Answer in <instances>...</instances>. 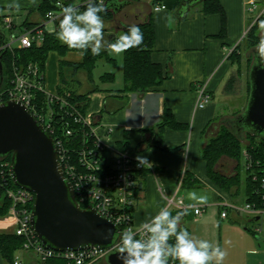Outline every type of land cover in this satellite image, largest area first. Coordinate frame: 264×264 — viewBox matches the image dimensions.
Wrapping results in <instances>:
<instances>
[{
    "label": "crops",
    "instance_id": "1",
    "mask_svg": "<svg viewBox=\"0 0 264 264\" xmlns=\"http://www.w3.org/2000/svg\"><path fill=\"white\" fill-rule=\"evenodd\" d=\"M60 1L80 8L81 0ZM180 1L106 0L104 4L110 15L107 19L103 18L104 36L109 42H114L125 33L128 26L143 24L152 18L156 35L152 60L163 67L165 74L164 83L156 91L146 94L122 93L124 81L122 85L112 86L117 83V77L111 72L105 74H113L114 81L103 82V74L99 77L102 85L97 86L95 69L93 81L85 72L76 74L70 71L69 78L73 80L70 84L78 87L79 94H88L86 117L92 123L95 134L112 153H125L135 160L137 156L147 157L152 163L151 168L145 166L146 170L137 175L138 200L133 212L135 228H140L161 208H167L173 216L177 215L181 211L175 204L180 199L186 206L192 207L183 215L180 227L222 249L223 228L234 227L244 216L248 222H259L258 219L250 220L247 214L232 211L226 219L220 217L219 202L223 198L241 205L239 199L243 192V203L246 202L245 183L244 190L241 186L238 191L221 189L211 180L202 157L206 144L216 137L219 127L223 125L222 120L230 117L220 114L217 102L218 97L225 101L233 97L225 92L228 80L237 70L230 55L244 44L249 17L245 0H219L223 15L204 12L201 3L193 7L185 19H179L176 12ZM14 3H19L26 10V17H32V20L28 22L27 18L15 24L12 30H6L8 35L19 36L26 28L33 26H44L48 34L58 30V24L45 23L39 12L41 0H35V3L32 0H0V8L12 9L8 5ZM157 4L166 5L167 10L154 11ZM0 13L4 14L2 10ZM113 56L111 53L109 58L115 62H100L116 64ZM83 59L84 55L78 50L68 51L63 56L51 52L45 69L46 91L51 95L58 93L61 61L81 64ZM202 88H205L211 101L200 108ZM166 113L173 123L164 126ZM221 163L218 171L224 175L233 172L234 169L228 170L232 161L225 158ZM202 197H206V203H200ZM172 200L175 204H170ZM195 207H204L205 212L196 215ZM249 227L252 229L253 225ZM15 230L16 222L12 216H0V234H15ZM252 230L249 229L251 235L243 237V264H264V247L260 243L264 229L259 236ZM22 258L23 264H42L32 253H24ZM0 264H9L1 254Z\"/></svg>",
    "mask_w": 264,
    "mask_h": 264
},
{
    "label": "built area",
    "instance_id": "2",
    "mask_svg": "<svg viewBox=\"0 0 264 264\" xmlns=\"http://www.w3.org/2000/svg\"><path fill=\"white\" fill-rule=\"evenodd\" d=\"M139 1V0H133ZM99 0H97V3ZM106 0H104V4ZM53 12L57 20L65 5L63 1L56 2ZM87 0H81L80 7H86ZM247 13L253 14L250 28L260 20H264V1L245 0ZM164 4H157L154 11H166ZM5 31L12 30L15 26L13 18L0 13ZM45 23H51L48 15ZM248 30V31H249ZM46 30L44 26L26 28L19 36H10L0 40V54L7 50L29 49L33 45H41L44 41ZM43 95L41 103L39 96ZM71 94L66 96L51 95L46 91L45 75L39 70L37 64H29L22 68H15L11 86L0 91V105L8 101L22 104L38 121L39 124L54 139L63 174L74 189L75 197L84 210L94 209L101 217L113 222L119 229L116 243L111 248H90L79 251L58 252L45 248L36 236L32 224V210L35 195L23 188H11L13 180L10 166L11 162L1 163V188L10 202L8 214L16 222L15 234L25 241L23 247L16 253L14 264H23V254L32 253L39 261L50 259H63L66 264H97L106 259L112 251H117L121 234L127 229L135 228L133 212L138 200V173L146 167H138L137 161L125 153H112V150L93 131L92 123L81 112L78 105L70 101ZM211 101L205 88L200 89L199 107H204ZM264 155V148H263ZM244 170L246 177L254 184L256 203L246 202L237 205L223 198L219 202L220 217L226 219L230 211L247 214L249 219L264 222V163L254 159L247 151L243 152ZM9 170V173H6ZM173 203V200L170 201ZM184 214L192 207L186 206L182 200L175 204ZM196 215L205 212L204 207L193 208ZM263 228L254 229V234L260 235ZM172 264V262H170Z\"/></svg>",
    "mask_w": 264,
    "mask_h": 264
},
{
    "label": "water",
    "instance_id": "3",
    "mask_svg": "<svg viewBox=\"0 0 264 264\" xmlns=\"http://www.w3.org/2000/svg\"><path fill=\"white\" fill-rule=\"evenodd\" d=\"M205 0H183L176 16L185 19L190 10ZM111 42V41H110ZM249 72L250 95L244 111L222 120L244 138L245 133L264 137V66L256 49ZM2 78L0 80V85ZM11 156L10 171L17 187L35 195L31 224L42 245L65 252L111 248L118 227L94 209L80 207L72 184L66 180L52 136L20 103L0 105V157ZM111 233L105 238L107 233ZM118 251L110 252L107 264H122Z\"/></svg>",
    "mask_w": 264,
    "mask_h": 264
},
{
    "label": "trees",
    "instance_id": "4",
    "mask_svg": "<svg viewBox=\"0 0 264 264\" xmlns=\"http://www.w3.org/2000/svg\"><path fill=\"white\" fill-rule=\"evenodd\" d=\"M183 0L180 1L178 7H180ZM264 1V0H263ZM57 0H41L39 6V12L45 19L47 13L56 9ZM65 3V2H64ZM204 12L224 14L223 8L219 0H205L203 3ZM68 6L67 3H65ZM85 7H80L83 11ZM179 9V8H178ZM2 8H0V11ZM102 18L107 19L110 15L107 12L101 13ZM58 24V23H57ZM143 33V42L139 47L129 49L124 53L123 60V81L124 87L121 90L122 93H138L146 94L149 92L156 91L165 81V74L163 67L160 64L153 62L152 53L155 48L156 35L155 28L152 18L148 22L138 25ZM128 30V29H127ZM127 30L125 32H127ZM259 23L257 22L247 32L244 43L251 48L247 58L253 59L252 50L256 49V45L261 38L258 33ZM7 37L5 27L3 25L2 17L0 18V40L4 41ZM240 46L230 55V60L236 66V74L232 75L228 80L225 92L228 96L237 95V84L240 75V62L237 57V52ZM66 45L62 44L56 37V34L45 33L44 41L41 45H33L29 49H14L13 51H5L0 54V91H3L11 86L13 79V73L15 68H22L29 64H37L39 70L45 75L46 62L51 52H57L61 56L66 54L68 51H73ZM79 51V50H78ZM84 59L81 64H70L65 61L60 62V86L58 88V95L66 96L68 93L71 94L70 101L76 103L81 112L86 111L89 98L88 94H79L75 89L72 88L70 82H73L69 78V72H85L88 78L93 81L92 74L96 65L100 61L115 62L113 59L107 56V50L101 51L100 55L93 56L91 50L83 53ZM253 61V60H252ZM252 65L249 68V72ZM248 72V99L250 95L251 85L249 81ZM76 77V76H74ZM113 74H105L101 77L103 82L114 81ZM43 95L39 96L41 103ZM248 102V100H247ZM246 107V106H245ZM245 109V108H244ZM244 111V110H243ZM243 111L236 112L232 117H237ZM173 121L169 120V114L166 113L164 126L172 124ZM162 125V126H163ZM264 137H259L251 133H245L244 138H241L239 134L230 129L229 126L223 124L216 137L212 138L205 146L203 150V159L206 162L208 174L211 180L217 184L221 189L231 192L235 189L238 191L240 188V176L239 168L241 160L243 159V152L247 150L254 159H260L264 163ZM227 158L228 160L235 163V167L232 173L224 175L221 171L217 170V167L222 164L221 161ZM11 162V156L0 157V183H1V163ZM145 169L141 170L145 171ZM6 173H9L7 170ZM245 197L247 202L256 203V197L254 195V184L251 180L246 177L245 181ZM9 187L15 188L16 185L13 180H10ZM4 188L0 187V216L8 214L10 202L4 195ZM33 208V204L30 205ZM82 208H86V205L82 204ZM24 239L17 236L16 234L4 233L0 234V254L3 259L9 263L14 264L15 254L23 247ZM42 264H66L63 259H50Z\"/></svg>",
    "mask_w": 264,
    "mask_h": 264
},
{
    "label": "clouds",
    "instance_id": "5",
    "mask_svg": "<svg viewBox=\"0 0 264 264\" xmlns=\"http://www.w3.org/2000/svg\"><path fill=\"white\" fill-rule=\"evenodd\" d=\"M35 3V0H32ZM9 8L19 10L20 4H9ZM104 0H87L83 11L72 5L64 6L58 18L57 39L69 49L79 50L81 54L89 49L93 56L107 50L121 55L129 49L139 47L143 42V33L138 25L128 26L127 32L119 35L114 42L105 39V22L101 13L106 12ZM51 23L57 20L53 12L47 13ZM259 30L264 33V20L259 22ZM256 53L264 66V35H261ZM138 167H152L147 157L137 156ZM193 194V199H195ZM206 203V198H200ZM184 213L173 216L167 208L142 223L136 231L129 228L121 234L116 246L122 264H222L226 253L221 247L205 239H199L181 228ZM111 233H107L105 238Z\"/></svg>",
    "mask_w": 264,
    "mask_h": 264
},
{
    "label": "rangeland",
    "instance_id": "6",
    "mask_svg": "<svg viewBox=\"0 0 264 264\" xmlns=\"http://www.w3.org/2000/svg\"><path fill=\"white\" fill-rule=\"evenodd\" d=\"M2 12L4 15H9L13 18L14 24H18L19 22H24L28 17H26V10L22 7L17 10L16 8L12 9H7L5 8L4 10L2 9ZM249 17L248 19V25L246 28V31L249 30V25L251 21H253V14L248 13L247 14ZM28 22L32 20V17H29ZM258 35L261 37V35H264V33L259 32ZM240 50V52H239ZM238 50V54L236 57V60L240 62V75H239V80L238 84L236 87L237 90V95H234V97H230L229 101L225 100H220L218 97V105L220 109V114L224 116H230L236 112L243 111L245 106L247 105V100H248V94H249V89H248V72L250 66L253 64V59L247 58V55H249L251 48H249L245 43L240 46ZM111 56V53L109 57ZM113 58L116 60V64H111V63H102L99 62L96 65L94 75H95V81L96 85H102L99 82V77L105 73H113L116 74L117 77V83L112 84V86L121 84L123 82V54L121 55H114ZM104 62V61H103ZM236 74V73H235ZM122 85V84H121ZM72 88H74L78 92V87L75 85H72ZM227 114V115H225ZM221 127H219L220 130ZM219 133V132H218ZM217 136V135H216ZM244 164V159L241 160L240 168L238 170L239 176H240V181H241V189L244 190V179L246 177V172L243 168ZM232 165H235L234 162H232ZM228 166V170L232 171L234 169V166ZM240 201L241 205H244L243 200H244V194L243 192L240 193ZM206 198V197H205ZM208 198V197H207ZM250 218V217H249ZM251 220V219H250ZM249 220V221H250ZM261 222V223H260ZM253 225L252 229L256 228H263L264 229V222L259 221L257 223L255 222H248V218L244 216V218H239L238 223L234 225L232 228H223V245H222V250L226 253L224 260L222 261V264H243L245 259H244V250L245 247L243 246V237H248V235H251L249 231L252 230L249 226ZM247 229V230H246ZM254 229L252 230L254 232ZM256 235V234H255ZM259 236V235H256ZM261 246L264 247V232H263V240L262 242L260 241ZM232 248V249H230ZM257 250H259L258 247H256ZM97 264H107L106 260L100 261Z\"/></svg>",
    "mask_w": 264,
    "mask_h": 264
}]
</instances>
